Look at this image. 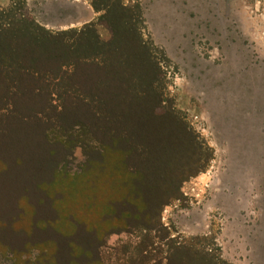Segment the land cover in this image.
I'll return each instance as SVG.
<instances>
[{"label":"rangeland","instance_id":"rangeland-1","mask_svg":"<svg viewBox=\"0 0 264 264\" xmlns=\"http://www.w3.org/2000/svg\"><path fill=\"white\" fill-rule=\"evenodd\" d=\"M12 1L42 29L70 33L68 45L88 30L101 48L0 73V264H34L37 246L22 234L33 223L46 226L35 238L60 243L47 230L54 206L109 218L108 194L128 185L152 189L155 229L112 219L97 239L79 228L77 243L92 248L84 264H176L165 257L183 242L199 257L191 264H264V0H108L139 5L144 25L132 34L141 32L144 64L128 57L135 37L112 36L94 0L0 9Z\"/></svg>","mask_w":264,"mask_h":264},{"label":"trees","instance_id":"trees-1","mask_svg":"<svg viewBox=\"0 0 264 264\" xmlns=\"http://www.w3.org/2000/svg\"><path fill=\"white\" fill-rule=\"evenodd\" d=\"M92 6L96 12L103 11V14L99 16V20H104L108 23L112 36H127L128 34H131L135 37L133 39L134 43L132 44V48L130 52H128L129 59L137 60L141 64L150 62L145 54L148 50L142 44L141 32H139V35L138 33L136 35V32L132 34L134 32L133 27L136 28L139 26L140 29H142L144 25L141 16L142 13L138 4L126 8L120 5V1L113 4L108 0H94ZM23 8L22 5H16V3L12 1L9 7L0 9V73L4 74V76L12 77L10 75L13 73L20 76L24 74L29 75L34 72L37 73L38 63L40 60L44 59L47 61L48 56L63 57L69 54L77 55L86 50H99L101 48V46L97 44L88 42L90 39L83 38L84 35H87L86 32L88 30L85 32L84 30L75 32L77 36L74 40L75 43L78 42V44L75 46L73 44L68 45L66 43V37L70 36V33L65 31L50 33L42 29L34 20L25 14ZM131 20H133L134 24L131 23ZM83 41H86V47L82 45ZM125 48L128 51V48L130 47L125 45ZM115 49L118 51L119 47H115ZM108 52L110 53L109 50ZM139 55H142L145 58V61L141 62V60H139ZM158 74L159 72L155 67L153 76L158 78ZM156 81L157 79L154 78L151 83H156ZM146 91H149V89ZM154 97V105L162 101L161 96H158V93H155ZM165 116H168V114L162 115V117ZM159 178L160 177H157V179ZM146 179L150 178L147 177ZM165 179L170 181L169 176ZM94 181L95 178L91 177L90 182H87V186L89 185L90 188L88 187V191L84 196L88 197V200H83L84 206H86L85 204H87V202L91 203L93 201L91 200V197H94V188H92ZM151 191L152 189H149L145 194V191L142 192L141 187L139 188L138 186L128 185L116 192L117 197L108 194L109 205L106 206L108 207V211L112 210V217L109 218L105 214L102 219H89L86 217V212L79 214L75 208L76 206L70 203L66 205L67 207H63L59 204L54 206L53 209L55 215L51 217L54 219L49 222L52 226L49 224L47 230H52L54 236L53 239L59 237L58 239L60 243L55 244L53 241V243H45V240L40 239L39 237L35 238V235H37L38 232H44L46 226L43 230H39L40 228L33 223L31 225V237H28L27 233L22 230L25 240L24 242L30 239L32 241L31 245H34L35 247L37 246L36 250L38 254L33 263L56 264L55 260L60 257L62 249L67 253L64 258L65 264H84L83 261L88 262L87 260L90 258H81L79 256L84 255V257H86L89 251L92 252V248L87 245L83 248L77 243V240H79L80 237L77 234L79 228H83V230L87 229L88 232L93 231V235H95L97 239L101 236L100 233L104 230V226H106L108 221H112V219L124 227L128 225L145 232L154 230L155 227L148 222L149 219H152L153 215H155V218H157L156 216L158 215V212L156 213L154 211L155 205L151 203L149 199ZM175 192V190L169 192V197L167 199L174 198ZM116 203H118V205ZM50 206L52 207V205ZM85 210L86 209L82 211ZM64 229H67L68 234L66 233L63 236L61 230ZM75 234L76 238L74 237ZM170 251L172 252L170 254L168 253L165 259L168 260L170 256L176 258L178 255V259L175 260L176 264H191V259L197 260L199 258L193 248L192 242L178 243L177 245L170 247ZM97 263L100 264L99 262ZM201 263L226 264L218 257L215 258V260H212V258L208 259L206 256H202ZM166 264H171V262Z\"/></svg>","mask_w":264,"mask_h":264},{"label":"crops","instance_id":"crops-1","mask_svg":"<svg viewBox=\"0 0 264 264\" xmlns=\"http://www.w3.org/2000/svg\"><path fill=\"white\" fill-rule=\"evenodd\" d=\"M9 3V0H0V6H6Z\"/></svg>","mask_w":264,"mask_h":264}]
</instances>
